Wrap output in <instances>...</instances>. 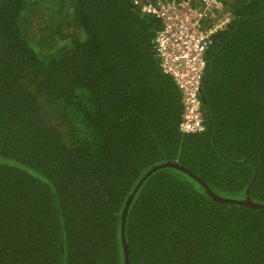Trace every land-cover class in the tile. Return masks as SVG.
Returning <instances> with one entry per match:
<instances>
[{
    "label": "trees",
    "instance_id": "obj_1",
    "mask_svg": "<svg viewBox=\"0 0 264 264\" xmlns=\"http://www.w3.org/2000/svg\"><path fill=\"white\" fill-rule=\"evenodd\" d=\"M136 1L0 0V264H125L128 202V264H264V210L146 176L264 204V0H224L194 135Z\"/></svg>",
    "mask_w": 264,
    "mask_h": 264
},
{
    "label": "built area",
    "instance_id": "obj_2",
    "mask_svg": "<svg viewBox=\"0 0 264 264\" xmlns=\"http://www.w3.org/2000/svg\"><path fill=\"white\" fill-rule=\"evenodd\" d=\"M134 3L140 5L143 14L161 22L153 38V50L159 70L171 79L181 96L179 131L191 135L202 133L204 54L212 44L214 35L227 29L232 21V13L225 7L224 0Z\"/></svg>",
    "mask_w": 264,
    "mask_h": 264
},
{
    "label": "water",
    "instance_id": "obj_3",
    "mask_svg": "<svg viewBox=\"0 0 264 264\" xmlns=\"http://www.w3.org/2000/svg\"><path fill=\"white\" fill-rule=\"evenodd\" d=\"M160 168H174L177 170H180L186 174L191 175L196 181H198L199 183H201L203 185V187L205 188L207 194L209 196H211L214 200L217 201H221V202H234V203H239V204H244L247 206H250L252 208L255 209H262L264 210V204H259V203H255L253 201H251L249 198H246L245 200H240V201H235V200H230V199H226L220 196L215 195L214 193H212L211 191H209V189L205 186L204 182L201 181L199 178L195 177L194 175H192L188 170H186L185 168H183L182 166H179L177 163L175 162H167L165 164L159 165L153 169H151L146 176H148L149 174H151L153 171L160 169ZM146 176H144L142 178V181L146 178ZM141 181V182H142ZM140 182V183H141ZM129 202L126 204V207L123 211V218H122V224H121V229H120V234H121V241H122V245H123V252H124V260H125V264H128V260H127V246L124 242V227H123V223H124V217H125V213H126V209L128 207Z\"/></svg>",
    "mask_w": 264,
    "mask_h": 264
},
{
    "label": "bare ground",
    "instance_id": "obj_4",
    "mask_svg": "<svg viewBox=\"0 0 264 264\" xmlns=\"http://www.w3.org/2000/svg\"><path fill=\"white\" fill-rule=\"evenodd\" d=\"M203 125H204V123H203ZM204 131H205V125H204ZM204 131H203V132H204ZM203 132H202V133H203ZM182 134H183V133H182ZM199 134H201V133H199ZM185 135H191V134H185ZM193 135H194V134H193Z\"/></svg>",
    "mask_w": 264,
    "mask_h": 264
}]
</instances>
